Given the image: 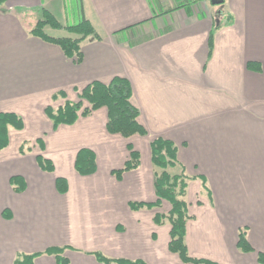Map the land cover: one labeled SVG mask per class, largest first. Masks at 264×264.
Returning a JSON list of instances; mask_svg holds the SVG:
<instances>
[{
    "label": "crops",
    "instance_id": "1",
    "mask_svg": "<svg viewBox=\"0 0 264 264\" xmlns=\"http://www.w3.org/2000/svg\"><path fill=\"white\" fill-rule=\"evenodd\" d=\"M66 1L0 5V113L22 122L21 128L8 125V142L0 149V264L34 253L41 254L32 264H58L44 251L64 246L68 264H103L94 253L110 264H194L168 249L169 221H154L169 212V202L147 206L157 200L160 169L150 150L155 138L177 146L178 164L167 171L183 168L191 177L184 196L188 255L212 264H261L264 0H224L221 12L208 0H76V23L88 20L99 36L81 42L79 62L30 33L44 11L62 25L46 27L64 31L76 24H69ZM114 77L129 82L146 135L108 132L104 107L53 128L46 107L76 102L87 84ZM26 142L31 149L20 153ZM127 145L138 152L139 164L118 179L112 171L129 158ZM80 149L94 155L91 174L74 167ZM37 155L54 170H42ZM11 177L20 180L13 185ZM57 177L67 182L63 193ZM241 231L248 251L238 247Z\"/></svg>",
    "mask_w": 264,
    "mask_h": 264
},
{
    "label": "trees",
    "instance_id": "2",
    "mask_svg": "<svg viewBox=\"0 0 264 264\" xmlns=\"http://www.w3.org/2000/svg\"><path fill=\"white\" fill-rule=\"evenodd\" d=\"M7 0H0V5ZM209 1V0H208ZM229 22V21H228ZM44 25H50L53 28H62V25L47 11H44L43 19H40L34 28L30 31L33 35L39 36L42 39L57 44L67 57L75 58L76 62L81 60V42L91 36L98 38V34L94 30L91 23L82 19L80 22L65 27V29L77 33L75 37H53L46 34L43 30ZM216 26H219L216 25ZM215 29V27H214ZM212 34L210 32L208 45L209 53L211 52ZM252 68V64H248ZM131 88L129 82L122 77H114L108 84L99 81H93L87 84L79 93L78 101H66L63 106L56 109L50 107L45 108L47 116L56 128L60 124H73L79 116H87L92 111L99 108H106L107 122L106 129L110 133L120 134L124 138H129L134 134L141 136L146 135V130L137 121L138 110L130 101ZM85 103V104H84ZM15 124V127L21 128V119L10 113H0V149L4 148L8 142V125ZM129 149V158L124 163L122 168L112 171L116 178L120 179L125 171H129L138 167L139 154L127 145ZM20 153H25L31 149L29 142L22 143L19 147ZM151 162L152 165L160 171H156L154 179V188L157 200L147 206H158L160 200H166L170 204V210L166 215H155V223L160 224L163 219H167L170 223V241L168 249L176 253L183 262H192L194 264H212L202 259H193L188 255L185 244L186 221L189 218L187 203L184 199L187 182L191 179L182 168L179 173L170 174L167 168L178 164L177 146L170 140L163 138H155L150 142ZM39 167L47 172L54 170L53 163L41 155L36 156ZM74 167L80 174H91L96 170V163L93 153L88 149H80L75 158ZM11 184L20 178L11 177ZM22 182V181H21ZM55 185L58 192L63 193L67 190V182L62 177L55 179ZM24 185L15 187L16 191H22ZM144 206L143 203H131V207L138 209ZM238 247L241 250L248 251L251 248L246 243L243 231L238 236ZM64 247H50L44 253L53 254L58 264H68V261L63 257ZM41 253L25 254L15 259L13 264H32L34 258ZM96 259L103 264H110L111 260L105 258L99 253H94ZM258 261L264 264V255L258 254ZM122 264H142L139 261H116Z\"/></svg>",
    "mask_w": 264,
    "mask_h": 264
},
{
    "label": "rangeland",
    "instance_id": "3",
    "mask_svg": "<svg viewBox=\"0 0 264 264\" xmlns=\"http://www.w3.org/2000/svg\"><path fill=\"white\" fill-rule=\"evenodd\" d=\"M66 9H67V14L71 15L70 16V19H69V24H73V23H76L79 19V16H78V7H77V3H76V0H67L66 1ZM210 7L216 9V11L218 10H221V6L222 4L220 5H211L209 4ZM46 26H49V25H44V27ZM43 27V28H44ZM51 27V26H50ZM45 32H47L48 35L50 36H53V37H65V36H77L78 34L75 33V32H72L70 30H67L65 29L64 31L61 30H57V29H53V28H49V27H46L45 29Z\"/></svg>",
    "mask_w": 264,
    "mask_h": 264
},
{
    "label": "water",
    "instance_id": "4",
    "mask_svg": "<svg viewBox=\"0 0 264 264\" xmlns=\"http://www.w3.org/2000/svg\"><path fill=\"white\" fill-rule=\"evenodd\" d=\"M224 0H210L211 5H220ZM221 12V11H219Z\"/></svg>",
    "mask_w": 264,
    "mask_h": 264
},
{
    "label": "bare ground",
    "instance_id": "5",
    "mask_svg": "<svg viewBox=\"0 0 264 264\" xmlns=\"http://www.w3.org/2000/svg\"><path fill=\"white\" fill-rule=\"evenodd\" d=\"M209 2H210V0H209ZM224 2V1H223ZM223 4V3H222ZM219 11H221V10H219ZM216 24H218V22H216Z\"/></svg>",
    "mask_w": 264,
    "mask_h": 264
}]
</instances>
